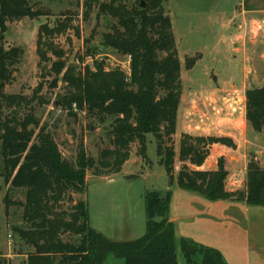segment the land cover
<instances>
[{"label":"trees","instance_id":"16d2710c","mask_svg":"<svg viewBox=\"0 0 264 264\" xmlns=\"http://www.w3.org/2000/svg\"><path fill=\"white\" fill-rule=\"evenodd\" d=\"M164 2L84 0L85 21L97 9V18L114 22L102 35V46L128 60L129 74L120 68L109 70L98 60H92L77 75L72 68L67 70L62 79L66 93L58 101L68 110V116L76 119L83 112L101 124L111 121L107 132L110 148L92 158L80 143L75 160L68 161L31 111L21 118L18 115L23 108L31 109L32 102H42L36 96L41 86L30 99L4 93L24 57L22 48L4 44L7 24L35 19L39 11L33 10L28 0H0V178L12 189L25 191L24 202H8L5 197L6 208H22L23 226L15 232L32 248L23 264H226L215 249L188 239H181L177 245L174 224L168 216L169 195L156 191L145 194L146 231L132 241H113L92 229L86 203L73 198L74 194L83 196L87 173L98 178L120 174L130 159L133 143L139 144L140 156L146 159L147 135L156 137L157 155L165 171L174 170L172 137L182 94L181 67ZM69 29L78 35L69 18L52 28L40 26L36 41L39 69L47 62L48 52L62 57V52L52 49L51 41ZM199 59H186V70ZM62 68L55 66L57 72ZM245 100L247 124L255 133L264 135V87L248 89ZM5 109L9 111L7 115ZM217 144L235 148L228 138L182 136L177 186L208 201L243 202L264 209V168L258 162L251 160L247 164L244 191L225 189L228 172L223 158L217 160L215 171L196 170L208 157L207 147ZM66 235L75 240L64 242ZM0 264L11 263L0 255Z\"/></svg>","mask_w":264,"mask_h":264},{"label":"rangeland","instance_id":"374dc122","mask_svg":"<svg viewBox=\"0 0 264 264\" xmlns=\"http://www.w3.org/2000/svg\"><path fill=\"white\" fill-rule=\"evenodd\" d=\"M97 1L102 3L105 0ZM28 2L33 10L39 11V16L8 23L4 34L6 47L18 46L24 50V57L13 74L14 80L5 87L4 93L7 96L21 95L30 99L41 86L36 96L42 102H32L31 109L23 108L18 114L19 117L31 111L40 126L45 127L53 136L64 159L74 161L80 143L83 144L87 155L96 158L101 150L110 148L107 132L111 121L107 120L101 124L83 112L73 119L68 116V110L60 106L58 99L66 93V84L62 79L67 76L69 68L77 75L82 72L84 66L91 65L92 60H98L104 62L109 70L120 68L125 73L128 71L129 62L125 57L102 46V35L109 32L114 22L106 17L97 18V9H94L88 21H85L84 0ZM128 2L132 3L133 0ZM164 9L171 20L181 67L180 102L184 98H189L190 101L201 91L218 88L222 94H227L230 112L235 111L232 113L234 115L239 113L243 108L242 98L246 107V91L264 87V1L165 0ZM66 18L72 20L73 27L78 29V35L74 29H69L64 35L55 37L51 41L52 49L62 52L63 55L55 57L48 52L47 62L42 63L39 69L36 41L40 26L52 28ZM194 57L200 59L192 69L186 70L185 60ZM60 65L63 68L57 72L55 66ZM8 112L5 109L4 115ZM203 112L202 115H206ZM223 115V108L216 105L215 110L209 112L208 118L211 121L213 118H223ZM230 126L236 130L239 128L235 123ZM246 126V130L241 129L240 135L233 136L239 148L229 151L223 158L224 167L229 170L225 188L234 191H244L246 186V171L243 170V165H234L237 159H240V162H264L260 160L264 154V135L254 133L247 122ZM217 127L216 135H219V129L227 126L220 123ZM181 138L179 135L172 137L176 152ZM147 154L153 161L149 163L154 167L153 172L146 169V160L140 156L137 142L130 146L129 162H137V167L143 171V178H128L123 172L98 183L95 180L107 177L98 178L87 173L90 183L86 184L83 196L73 195L75 201L83 200L86 203L89 226L110 240H135L142 237L146 222L145 194L156 191L164 195L167 190L168 181L162 171L157 169L158 157L154 146H149ZM176 157L174 166L177 169L168 173L174 177L182 166ZM2 162L0 154V173L3 170ZM235 179H238L239 183L234 185ZM176 188L171 189L168 216L174 224L177 245L181 239H188L219 251L227 264H248L240 254L245 247L239 241L234 242V238L231 241L227 237L230 233L232 237L239 235L235 233L237 230L229 218L226 220L222 212H219L220 202L207 201ZM6 196L8 202H24L25 191L12 189L0 178V255L11 256L12 258L8 259L11 264H23L22 256L32 252V248L15 232V229L23 226L22 208L13 205L6 208ZM195 198L202 200L204 207L193 201ZM74 240L67 235L63 237L64 242ZM249 264L257 263L251 261Z\"/></svg>","mask_w":264,"mask_h":264},{"label":"crops","instance_id":"0c3cea01","mask_svg":"<svg viewBox=\"0 0 264 264\" xmlns=\"http://www.w3.org/2000/svg\"><path fill=\"white\" fill-rule=\"evenodd\" d=\"M126 74H129V63H128V71H126ZM242 101H243V108L240 109L239 113L234 115L230 112V106L227 104L228 102L227 94L225 96V94H222V91L218 88H215L209 91H206V90L201 91L198 93L196 97L190 99V101H189V98L188 99L184 98L181 100L178 110H177V115H176V129H175V134H174L175 136L179 135V137H182L183 135H192V136H198V137H217V138L223 137V138L230 139L235 146L234 149L227 148L225 146L218 145V144L208 146L207 147L208 157L206 158L203 165L197 168L196 170L215 171L217 168V162H216L217 159L224 158L226 156V153H228L229 151H236L239 148L236 143L235 137L233 136L240 135L241 129L246 130L247 128L246 119H245V102L243 98H242ZM216 105H220V107L223 108L224 110L223 118H219V119L213 118L210 121V119L208 118L209 112L215 110ZM202 111H204L203 113H206V115L205 114L202 115ZM220 123L226 125L227 127H224L223 128L224 130L222 128L219 129V133L221 134L216 135L218 131L217 125ZM232 123L239 125V128L236 130L235 128H233V126L231 127L230 125ZM226 131H229V132H226ZM157 144L158 142H156L155 136L153 135L146 136V150L148 152L149 146L150 147L154 146L156 157H158L157 169L162 171V175H164L165 179L168 181L167 182L168 187L164 195L165 196L169 195V198H170L171 193H172L171 189L173 187L174 188L177 187L178 189H180L177 186V182H176V178L179 172L176 174V177H174L173 174L168 175V173L165 171L162 165V161L160 157L157 155ZM179 147H180V142H179ZM178 152H179V149H178ZM178 152H176L177 160H178ZM145 160H146L145 163L147 165L146 169H148V172H153L154 167L149 165V163L150 162L153 163V161L150 160L148 156H147V159ZM214 160L215 162H213ZM260 160L264 161V154L262 155V158H260ZM136 164L137 162L128 161L124 165L121 173L124 172L125 174H127L128 178H135V177L143 178V171H140V168H138ZM247 164L248 162H240V159L239 160L237 159V161L234 163L235 166L243 165L244 171H246ZM258 164L261 168H264V162H258ZM140 166L142 167V165ZM175 169L177 168L174 166V170L172 172H174ZM226 171L228 172V175H229V170H226ZM111 177H107L105 179H99L95 181L100 183L102 180H107ZM88 183L90 182H88V176H86V184ZM225 189L227 191H234V190L227 189V187ZM190 194H194V193H190ZM193 201H195L196 203L204 207L203 206L204 204L201 202L202 200H199V198H195L193 199ZM213 202H218V201H213ZM219 202H220V204L218 205L219 212L220 213L222 212L226 220L227 218H229L230 222L233 224L232 226H234L237 230L235 231V233H238L237 235H239L238 237H232L231 236L232 233H230V235L227 234V237H229L231 241L234 238L235 239L234 242L238 243L237 241H239L245 247L244 251L240 252V254L243 257L244 262H247L249 264V262L252 261L257 264H264V209L260 207L249 206L243 202H224V201H219ZM251 208H258L259 210L251 211L250 210ZM168 213H169V210H168ZM145 231H146V222H145ZM122 241H132V240L125 238V239H122ZM199 246H203V245H199ZM2 257L5 258L6 260H8L9 258H12L11 256H7L8 257L7 258L4 255ZM22 257L25 260V256H22ZM8 261L11 263L10 260Z\"/></svg>","mask_w":264,"mask_h":264},{"label":"built area","instance_id":"2783aa9c","mask_svg":"<svg viewBox=\"0 0 264 264\" xmlns=\"http://www.w3.org/2000/svg\"><path fill=\"white\" fill-rule=\"evenodd\" d=\"M73 107H74V106H73ZM74 108H75V107H74ZM232 113H235V111H232ZM237 183H239V181H238V179H237V180L235 179V180L233 181V184L235 185V184H237Z\"/></svg>","mask_w":264,"mask_h":264},{"label":"water","instance_id":"95a60500","mask_svg":"<svg viewBox=\"0 0 264 264\" xmlns=\"http://www.w3.org/2000/svg\"><path fill=\"white\" fill-rule=\"evenodd\" d=\"M141 7H142V8L144 7V4H143V3H141Z\"/></svg>","mask_w":264,"mask_h":264}]
</instances>
